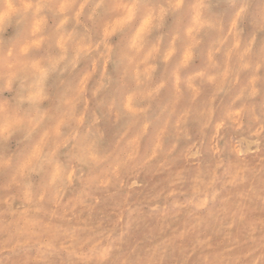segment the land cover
I'll list each match as a JSON object with an SVG mask.
<instances>
[{"label": "clouds", "instance_id": "obj_1", "mask_svg": "<svg viewBox=\"0 0 264 264\" xmlns=\"http://www.w3.org/2000/svg\"><path fill=\"white\" fill-rule=\"evenodd\" d=\"M0 264H264V0H0Z\"/></svg>", "mask_w": 264, "mask_h": 264}]
</instances>
